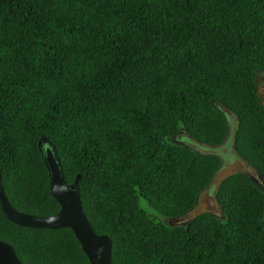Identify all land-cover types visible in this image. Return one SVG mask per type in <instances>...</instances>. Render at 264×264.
<instances>
[{"label": "trees", "instance_id": "1", "mask_svg": "<svg viewBox=\"0 0 264 264\" xmlns=\"http://www.w3.org/2000/svg\"><path fill=\"white\" fill-rule=\"evenodd\" d=\"M264 0H0V186L18 212L46 217L51 196L38 142L63 179L79 176L111 264H264V192L238 173L197 205L221 166L168 141L206 147L236 118L234 152L264 181ZM43 147V146H42ZM0 240L23 264H89L73 232L11 223Z\"/></svg>", "mask_w": 264, "mask_h": 264}, {"label": "water", "instance_id": "2", "mask_svg": "<svg viewBox=\"0 0 264 264\" xmlns=\"http://www.w3.org/2000/svg\"><path fill=\"white\" fill-rule=\"evenodd\" d=\"M219 106L223 108L222 111L219 110L223 115L227 114L229 117H235L232 111L224 108L222 105ZM232 129L233 128L231 124L227 121V132L224 141L227 139ZM38 147L48 172L49 190L51 196L59 204V211L54 215L46 217H38L31 214L18 212L10 205L0 186V208L2 213L11 223L20 227L47 230L68 228L73 232L76 240L82 248V251L87 257L89 264H111L112 244L110 238L106 234H96L83 211L79 191L80 177L77 176L71 184H67L63 179L61 165L58 160L55 147L45 137L40 138ZM192 147L199 149L195 145ZM188 149L198 155H216L221 159V166L212 176L207 187V190H210L213 193V198L215 200L216 193L222 182L231 176L240 173L237 168V160L241 161V159L235 153V161L233 163H226L214 149H199L200 152H196L191 148ZM203 207H208V203H202L199 206V210L191 211L190 214L193 215L192 219L203 213H211L208 209ZM179 219L180 218H176L174 220L176 221ZM0 264H23L17 258L13 248L1 240Z\"/></svg>", "mask_w": 264, "mask_h": 264}, {"label": "rangeland", "instance_id": "3", "mask_svg": "<svg viewBox=\"0 0 264 264\" xmlns=\"http://www.w3.org/2000/svg\"><path fill=\"white\" fill-rule=\"evenodd\" d=\"M256 83H257V96L258 99L260 101V103L264 106V77L258 75L256 77ZM219 110H223L222 107H220L219 105L216 106ZM225 117L227 119V121L231 124L232 126V130L230 132V134L228 135L227 139L218 147H206L204 145L198 144L197 142H195L194 140H192L183 130H180L176 135H174L173 137H171L170 139H168L169 142H171L172 144L175 145H179V146H183V147H187V148H191L194 151H198L200 152L199 149H214L216 151V153L218 155H220L221 157H224V161L227 163H233L235 161V152H234V148H233V136H234V130H235V126H236V118L235 117H229L227 114H225ZM193 145L197 146L199 149H195L194 147H192ZM238 170L241 173L246 174L248 177L251 178V180L258 186L261 188V190L264 192V181L261 178V176L258 174V172L251 167L250 165H248L245 162L242 161H238ZM208 203V207H203L208 209L211 213H213L215 216L221 218V212L220 209L218 207V205L216 204V201L213 198V193L210 190H205L203 191L198 199L197 205L196 207L192 210V211H197L199 210V206L202 204ZM204 210V209H202ZM193 215L190 214V212L185 215L184 217L180 218L179 220H174V219H169L166 222L170 225V226H185L193 217Z\"/></svg>", "mask_w": 264, "mask_h": 264}, {"label": "flooded vegetation", "instance_id": "4", "mask_svg": "<svg viewBox=\"0 0 264 264\" xmlns=\"http://www.w3.org/2000/svg\"><path fill=\"white\" fill-rule=\"evenodd\" d=\"M220 156V155H219ZM222 160L224 161V157H222ZM225 162V161H224Z\"/></svg>", "mask_w": 264, "mask_h": 264}]
</instances>
